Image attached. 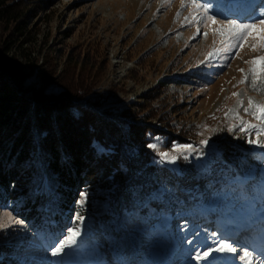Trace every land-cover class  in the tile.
Here are the masks:
<instances>
[{
    "label": "trees",
    "instance_id": "16d2710c",
    "mask_svg": "<svg viewBox=\"0 0 264 264\" xmlns=\"http://www.w3.org/2000/svg\"><path fill=\"white\" fill-rule=\"evenodd\" d=\"M54 2L0 0V214L10 212L34 234L27 245L2 243L0 264L20 263L15 254L29 250L24 246L34 238L55 244L75 225L77 212H88L84 223L89 227L81 235L99 251L117 238L114 219L124 211L160 213L176 220L189 211L191 219L190 212L211 196L240 193L229 189L231 180L241 176L247 164L264 159L249 154L244 161L246 151L236 145L227 148L226 163L218 157L208 165L184 159L181 174L162 164L147 145L158 138L167 145L189 143L193 132L186 123L173 124L179 105L172 107L165 99L153 105L160 96L158 87L142 103H129L117 113L107 107L109 97L100 90L110 62L100 41L74 47L62 64L53 57H46L38 68L36 60L30 62L29 26ZM193 78L202 77L194 73L187 82ZM107 205L111 207L104 216ZM4 235L0 231V237ZM148 253L140 252L136 264H147Z\"/></svg>",
    "mask_w": 264,
    "mask_h": 264
},
{
    "label": "rangeland",
    "instance_id": "374dc122",
    "mask_svg": "<svg viewBox=\"0 0 264 264\" xmlns=\"http://www.w3.org/2000/svg\"><path fill=\"white\" fill-rule=\"evenodd\" d=\"M202 2L245 22L264 13V0ZM164 3L165 0H55L31 21L33 42L27 46V51L32 53L30 62L36 60L38 65L35 67L38 68L46 57H53L62 64L74 47L100 41L110 62L100 93L109 97L106 105L113 112L122 111L129 103H142L143 97L158 87L160 96L153 105H158L162 99L168 100L172 107L179 105L180 112L173 124L186 123L185 128H190L194 134L192 142L177 144H192L200 149V139H208L209 146L203 147L202 154L198 151L186 153L190 163L208 165L215 157L226 163L229 159L227 148L234 149L236 145L245 149L244 161L248 160L249 154L264 155V148L247 142L249 136L255 138L254 133H243L238 127L230 132L231 115L227 120L224 118L225 110L236 108L237 99L262 98L251 88L245 94L246 85L238 83L241 79L238 68L247 69V65L239 58L225 69L200 64L210 50L211 35L191 39L195 28L181 26L188 12L181 8L180 0H171L170 7H164ZM232 3L239 7L236 14L227 10ZM177 13H180L179 19ZM241 55L248 59L249 50L244 49ZM7 58L11 60V54ZM25 69L28 70L29 65ZM194 73L202 78L187 82ZM233 92L241 93V96L233 97ZM244 119L250 117L244 116ZM260 139L264 142V137ZM154 143L157 154L170 151L173 145H167L160 138ZM158 157L162 164L181 174L182 157L175 164L163 161L159 154ZM196 179L201 177L196 176ZM250 185L255 188L248 192ZM228 187L238 189L240 193L225 191L211 196L206 203L198 202V209L190 212L194 215L191 219L187 218L191 215L189 211H183L182 218L177 220L160 213L145 216L124 211L117 214L114 226L118 236L105 251L93 250L81 235L83 231L87 233L89 227L84 223L88 217L85 212L81 215L83 222L72 225L80 227V235L77 244L66 250V254L52 257L50 249L54 244L46 245L34 238V243L24 246L29 250L16 253L14 259L20 261L18 264L29 261L30 264H136L140 252L147 249V264H227L221 257L213 258V254L209 260L193 259L197 252L212 244L211 232L218 231L220 238L229 237L239 245H246L255 261L264 260V159L254 165L247 164L241 176L232 179ZM110 207L105 206L104 216L108 215ZM5 213L10 212L0 214V223L5 225L0 231L6 233L0 237V245L18 241L27 245L34 234L27 230L23 221L22 224L9 223ZM145 242L146 246L142 247ZM226 255L233 264H244L236 256ZM4 257L5 254L2 260Z\"/></svg>",
    "mask_w": 264,
    "mask_h": 264
},
{
    "label": "snow or ice",
    "instance_id": "6c2138e0",
    "mask_svg": "<svg viewBox=\"0 0 264 264\" xmlns=\"http://www.w3.org/2000/svg\"><path fill=\"white\" fill-rule=\"evenodd\" d=\"M180 4L181 8L188 12V15L183 17L184 24L181 26L195 28L191 39L207 38L209 35L212 37L210 50L206 52L200 64L219 66L225 69L231 67V63L239 58L247 65V69L238 68L241 74L238 83L246 85L245 94L248 88H251L262 98L257 100L249 96L246 100L237 99L236 108L225 110L224 118L227 120L231 115L232 122L228 131H235L238 127L239 131L243 133H254L255 138L249 136L247 142L264 148V142L260 139L264 137V13L255 20L245 22L213 10L208 3H204L202 0H180ZM163 6L170 7L171 0H165ZM179 17L180 13H177V18L179 19ZM246 48L250 54L248 59H244L241 55ZM232 96L240 97L241 93L233 92ZM244 116H249L250 119L245 120ZM199 144L202 146L200 149H196L192 144H173L170 151H161L158 154L163 161L175 164L180 157L187 160L186 153L198 151L202 154L203 147L209 146L208 139L201 138ZM147 147L155 150L157 144L150 143ZM86 199L87 194H82L80 203L83 204ZM5 216L9 223H23L15 219L11 213H5ZM83 219L84 217L77 212L73 224L82 223ZM4 226L3 223H0V228ZM79 235V227L67 228L66 234L51 247V256L60 257L62 254H66V250L77 244ZM210 239L212 244L203 251L197 252L193 259L209 260L213 253H220L232 254L244 264H264V260H254L252 252L247 250L246 245H239L237 241L229 237L220 238L218 231L211 232Z\"/></svg>",
    "mask_w": 264,
    "mask_h": 264
},
{
    "label": "bare ground",
    "instance_id": "6f19581e",
    "mask_svg": "<svg viewBox=\"0 0 264 264\" xmlns=\"http://www.w3.org/2000/svg\"><path fill=\"white\" fill-rule=\"evenodd\" d=\"M233 5H235V3H232L231 5H229V7L227 8V10L231 14H236L237 11H238V9H239V7L238 6H233ZM263 241H264V237H263ZM219 257H221L223 260H225L227 264H233L232 261L227 257L226 254L213 253V258H216L217 259Z\"/></svg>",
    "mask_w": 264,
    "mask_h": 264
}]
</instances>
